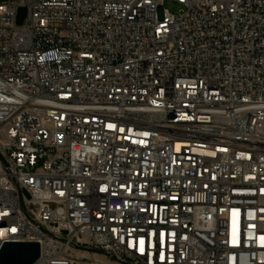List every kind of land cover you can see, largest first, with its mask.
Returning <instances> with one entry per match:
<instances>
[{"label": "built area", "instance_id": "2783aa9c", "mask_svg": "<svg viewBox=\"0 0 264 264\" xmlns=\"http://www.w3.org/2000/svg\"><path fill=\"white\" fill-rule=\"evenodd\" d=\"M165 1L0 0V250L264 264V0Z\"/></svg>", "mask_w": 264, "mask_h": 264}, {"label": "water", "instance_id": "95a60500", "mask_svg": "<svg viewBox=\"0 0 264 264\" xmlns=\"http://www.w3.org/2000/svg\"><path fill=\"white\" fill-rule=\"evenodd\" d=\"M26 17V9L20 8L17 15V24L22 25ZM89 252L99 254L106 253L102 250L86 249ZM40 257V246L38 243H7L0 250V264H34ZM120 264L123 263L113 258Z\"/></svg>", "mask_w": 264, "mask_h": 264}, {"label": "rangeland", "instance_id": "374dc122", "mask_svg": "<svg viewBox=\"0 0 264 264\" xmlns=\"http://www.w3.org/2000/svg\"><path fill=\"white\" fill-rule=\"evenodd\" d=\"M164 9L170 13H177L182 9V7L173 1L166 0L164 3ZM86 257H88V260H86L84 264H120L105 254L91 252L89 255H86Z\"/></svg>", "mask_w": 264, "mask_h": 264}, {"label": "snow or ice", "instance_id": "6c2138e0", "mask_svg": "<svg viewBox=\"0 0 264 264\" xmlns=\"http://www.w3.org/2000/svg\"><path fill=\"white\" fill-rule=\"evenodd\" d=\"M13 231H15V230H13ZM261 239L264 240V237H261ZM234 242H235V239H234ZM141 243H142V242H141Z\"/></svg>", "mask_w": 264, "mask_h": 264}, {"label": "bare ground", "instance_id": "6f19581e", "mask_svg": "<svg viewBox=\"0 0 264 264\" xmlns=\"http://www.w3.org/2000/svg\"><path fill=\"white\" fill-rule=\"evenodd\" d=\"M86 255V254H85Z\"/></svg>", "mask_w": 264, "mask_h": 264}]
</instances>
